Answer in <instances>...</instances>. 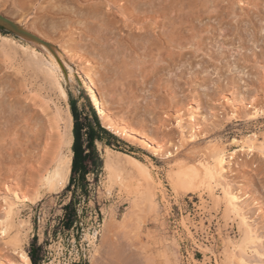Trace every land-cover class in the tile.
<instances>
[{
	"label": "bare ground",
	"instance_id": "obj_1",
	"mask_svg": "<svg viewBox=\"0 0 264 264\" xmlns=\"http://www.w3.org/2000/svg\"><path fill=\"white\" fill-rule=\"evenodd\" d=\"M42 2L45 0H0V15L20 24L26 32L20 40L0 33V52L4 57L0 62L8 56L11 59L7 46L16 53L20 51L25 55L26 66L67 101L62 66L71 70L70 61L75 60L80 66L87 100L102 126L165 161H173L167 177L174 190L196 194L201 199L206 195L214 207L222 209L226 223L236 224L238 235H227L221 240L222 263L264 264V201L260 195V189L264 188V133L232 138L230 142L236 147L230 152L216 134L234 121L252 122L264 117V65L254 77L245 68L252 63L251 69H260L257 58L240 53L235 61L230 60L235 48L232 38L237 34L239 50L247 49L245 44L250 40L253 45L262 40L259 55L253 54L264 61V36H261L264 14L259 21L254 18V11L259 14L264 11V0H48L44 5ZM117 13L122 17L120 24ZM116 28L119 32L127 29V34L114 35ZM137 29L150 31L151 35L139 37L134 32ZM224 57H228L223 62L230 75L217 66ZM4 66L8 67L6 62ZM164 70H179L178 76L174 74L178 83L169 80L176 88L179 79L185 77L188 93L181 96L183 102H188L186 112L179 108L172 123L158 124L153 119L149 124L147 118L137 116L139 96L133 79L137 77V83L147 85L150 74ZM237 72L247 73L248 79L242 83V77H236ZM5 75L0 71V184L4 185L0 198V264H32L18 237L25 222L16 223L14 218L18 204L35 203L44 193L61 191L68 184L73 157V116L68 103L62 123L60 116H50L47 101L34 100L30 102L34 107L29 106L30 94L24 96L28 89L23 91L27 85L24 79L18 81ZM212 75L217 76L216 81ZM69 78H73L72 73ZM117 80L126 84L132 94L128 100L132 107L126 116L115 115L108 97L100 91ZM110 90L109 97L115 99L118 95ZM174 90L170 101L178 100L180 95ZM221 94L225 102L212 104ZM176 132L175 140L170 142ZM160 134L167 140L161 142L162 138L157 136ZM167 144L172 151L167 150ZM104 149L106 170L113 166L118 168L117 172L133 169L151 185L146 190L152 193L156 178L150 167H155L154 163L148 166L127 152L109 146ZM114 153L125 163L116 160ZM239 153L242 156L238 159ZM23 189L30 190L33 198L23 199L20 196ZM254 201L259 204L255 210L251 206ZM92 238H96V233Z\"/></svg>",
	"mask_w": 264,
	"mask_h": 264
},
{
	"label": "rangeland",
	"instance_id": "obj_2",
	"mask_svg": "<svg viewBox=\"0 0 264 264\" xmlns=\"http://www.w3.org/2000/svg\"><path fill=\"white\" fill-rule=\"evenodd\" d=\"M46 1L48 0L42 2V5L46 4ZM243 5L247 8L246 3ZM262 5H264V3ZM263 10L264 8H262V11ZM254 13V18L259 21V16H262L264 11L260 14L256 11H254ZM118 14L119 13H117V15ZM33 15L34 14H31L29 18L32 19L34 17ZM121 18V14H119L117 18L119 19L118 24H120ZM262 24H264V21H262ZM17 25L23 28L20 24ZM23 30L25 29L23 28ZM124 30V32H119V29L116 28L113 30V34L116 36L123 34L122 36H125V34H127V29ZM143 31V29H137L134 32H136L139 37L151 35L150 31ZM262 31L261 36L263 37L264 30ZM0 33L13 36L17 40L22 39L21 34L15 33L2 24H0ZM237 36L238 35L235 34L232 38L235 48L232 51L234 54L230 57L231 59H229L231 61L234 59L235 61L241 54H249L248 56H250L251 59L257 58V65L260 66V69H256L255 67L251 69L252 63L248 64L250 66L245 68L247 73L253 72L254 74L252 73V76L255 77V73L262 71L261 68L264 65V61L261 57H254L255 54H253L257 53L259 55V46H261L262 40L257 43L258 46L250 44L252 42V40H250L246 42L249 44H245L247 49L239 50V39H237ZM57 40H51V42L59 45L60 42H57ZM254 47L259 48L255 49ZM7 49L10 52V58L13 59H10L11 61L8 60V56L7 59L4 60L8 66L7 68L5 66V68H3L4 61L0 62V71L3 76L6 74L5 77L16 78L18 81L24 79V83L27 84L25 86L26 88L23 89L22 86H20V88L22 87L21 89H23V91L28 88V91L26 90L24 92V96L26 93L31 95H29L28 100L29 106L32 105L31 103H33L34 100H37V102L40 100V102L47 101L48 103L45 105L50 112V116H60L59 123H62L63 119L67 116V103L70 111L71 103H73L76 107L78 122L84 127L82 130L83 140H86L85 132L90 126L95 128L96 135L99 137V139L94 140L95 151L88 162V173L84 179L76 178L75 181H71V171L69 182L63 190L55 193H44L40 200L35 201V203L25 202V205L21 203L18 204L20 206L17 209L18 213L15 215L14 221H16V223L17 220H23L25 222L23 227L19 228L20 234L18 233V237L21 239L20 243L27 253L29 254L31 252L34 254L36 264H223L224 253L222 251L221 240L227 237V235L230 237L238 235L236 224L231 226V223H226L222 217V209L214 207L206 195L204 199H201L196 194H183L181 190H177L176 192L167 177L168 169L174 165L171 164L173 161H165L153 155L148 149L130 141L127 137L116 136L106 128L108 133L98 130L97 123H99L101 127L103 126L87 100L85 88L82 83L83 77L79 71L80 66H77L75 60L70 61L72 71L69 70L68 66H62V73L64 76L62 84L65 86L64 88L68 95L67 101H65L55 88L50 87L53 88L50 90L40 76L26 66V61L24 62L26 59L24 58L25 55L20 51L16 53L8 46ZM45 56L48 58L47 54ZM0 57H2L0 58L1 60L4 59L1 52ZM204 58L205 60L207 59L206 56ZM225 59L227 60L228 57H224L222 62H217V66L221 67L222 73L229 74L224 64ZM19 66L21 67L19 68ZM210 69L211 67L209 70ZM179 70L153 72V75L150 74L148 77L151 78L147 82V85H143L140 82L137 83L139 79L137 77L133 79L134 83H136V93L139 96L137 100V116L139 115L147 118L146 120H148L149 124L153 119L158 124L161 122L172 123L175 120L179 108H181V112L186 110L185 105L188 104V102H183L181 96L188 93L185 86L186 84H184L185 77L184 79H179L178 88H176L177 85H174L173 82L176 80ZM70 73L73 75L72 79L69 78ZM170 73H172L174 77L170 76ZM184 73L186 72L184 71ZM247 73L242 75V72H240V74L237 72L236 77H242L243 83L244 79H248ZM174 74L177 76L175 77ZM214 75H212L213 77L211 76V78H215L216 81L217 76L215 77ZM167 76L169 77L167 78ZM222 78L223 76L220 77V79ZM130 79L127 81H130ZM169 80H173L171 81L173 85H171ZM165 81H167V83H165ZM195 82L196 84L199 83L198 81ZM176 83H178V80L175 81V84ZM113 84L110 85L111 87L107 86L108 88L106 86L102 87L103 89L100 91L104 94V97L106 96L105 98L108 97L107 100H109V105L114 114L116 113L117 116H126L125 114L128 115V110L132 107V105L128 103V100L132 96L131 91L127 88L128 86L122 84L121 81L117 80ZM46 86L49 89H47ZM174 89H176V92L180 95L178 96V100L170 101L172 90ZM109 90L114 91L115 95L118 96H116L115 99H111L108 95ZM178 90L180 91L178 92ZM150 92L152 93L150 94ZM223 94L225 95L226 93ZM223 94L220 95L219 100L212 102V104L218 105L221 102H225L224 99V101L222 100L224 97ZM227 94L229 95V93ZM119 98L124 99L119 101ZM32 107L34 106L32 105ZM34 109L36 113L42 114L38 108ZM146 111H149L150 114ZM263 127L264 117H260L258 121L252 122L234 121L227 124L216 134L222 138L227 150L230 152L236 147L234 143L230 142L232 138H241L253 132L262 134L264 133ZM175 131V128L172 129V132ZM157 136L160 137V139L162 138L161 140L159 139L161 142L167 140V138H165V140L163 139L164 137L162 134ZM157 136L154 137L157 138ZM175 136H177V132L175 135L173 134V137H170L169 141H174ZM105 146H109L116 151L132 154L148 166L151 162L154 163L155 167H150L155 176L154 178H156L155 188L152 187V193L148 192L149 189H151V185L146 182L148 187H145V180L139 177V173L135 174L136 171L133 169L132 172H129L123 167L124 172L123 169L118 171L121 173H119L120 177L116 174L118 168L116 169L115 166L109 171L106 170L104 168ZM166 148L172 151L171 145L167 144ZM239 154L237 155L238 159L242 156V153ZM113 155H115L116 160L120 162L125 161L121 156L115 153ZM262 160L264 163V157H262ZM120 168L122 167H119V170ZM131 173L132 177L129 176ZM157 181L160 184H158ZM146 188H149L148 191ZM2 189L4 190V185L0 184V198L3 194ZM29 191L23 189L20 196L23 199H27L26 197L33 198L32 192ZM260 191V195L264 201V188H261ZM248 199L251 201L252 197ZM69 203V208L65 209L64 206ZM254 203L255 201L251 206H253V209H257L259 204L256 203V205ZM94 233H96L95 239L92 238ZM11 260L13 261L14 258L12 257Z\"/></svg>",
	"mask_w": 264,
	"mask_h": 264
},
{
	"label": "trees",
	"instance_id": "obj_3",
	"mask_svg": "<svg viewBox=\"0 0 264 264\" xmlns=\"http://www.w3.org/2000/svg\"><path fill=\"white\" fill-rule=\"evenodd\" d=\"M71 111H72L71 114L74 118V126L72 131L74 140L72 143L73 144L72 145L73 157H72V165H71L72 177L70 180L75 181L76 178L84 179L86 174L88 173V162L90 161L91 156L95 151L94 140L99 139V137L96 135L95 128L90 126L88 130L85 132L86 140L84 141L83 133H82L84 127L82 126L81 123L78 122L76 107L73 103H71ZM97 127L100 132L108 133V131L105 128L101 127L99 123H97ZM69 206L70 203L65 205L64 207L65 209H68ZM29 257L31 259L32 264H36V258L34 254L30 252Z\"/></svg>",
	"mask_w": 264,
	"mask_h": 264
},
{
	"label": "water",
	"instance_id": "obj_4",
	"mask_svg": "<svg viewBox=\"0 0 264 264\" xmlns=\"http://www.w3.org/2000/svg\"><path fill=\"white\" fill-rule=\"evenodd\" d=\"M0 24L6 26L8 29L14 31L15 33H20V34H25L26 33L17 24H15L13 21L3 17L2 15H0Z\"/></svg>",
	"mask_w": 264,
	"mask_h": 264
}]
</instances>
